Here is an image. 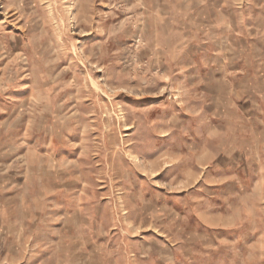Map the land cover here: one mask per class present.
Instances as JSON below:
<instances>
[{
	"label": "rangeland",
	"instance_id": "obj_1",
	"mask_svg": "<svg viewBox=\"0 0 264 264\" xmlns=\"http://www.w3.org/2000/svg\"><path fill=\"white\" fill-rule=\"evenodd\" d=\"M0 264H264V0H0Z\"/></svg>",
	"mask_w": 264,
	"mask_h": 264
},
{
	"label": "snow or ice",
	"instance_id": "obj_2",
	"mask_svg": "<svg viewBox=\"0 0 264 264\" xmlns=\"http://www.w3.org/2000/svg\"><path fill=\"white\" fill-rule=\"evenodd\" d=\"M182 166H183V164L181 163V164H178L176 167L179 168V167H182ZM165 167H168V166L166 165Z\"/></svg>",
	"mask_w": 264,
	"mask_h": 264
}]
</instances>
